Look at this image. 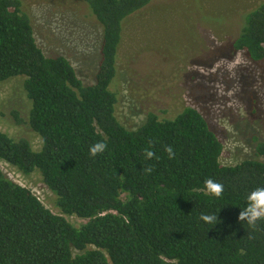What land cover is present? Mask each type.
Listing matches in <instances>:
<instances>
[{"label": "trees", "instance_id": "trees-1", "mask_svg": "<svg viewBox=\"0 0 264 264\" xmlns=\"http://www.w3.org/2000/svg\"><path fill=\"white\" fill-rule=\"evenodd\" d=\"M80 1L103 27L92 85L67 58L44 54L21 0H0V83L25 78V122L40 138L35 149L0 130V160L39 172L58 210L0 168V264H264V220H239L247 196L264 188V141L255 158L225 166L224 145L195 108L121 124L111 86L124 24L153 0ZM234 49L264 62V3L245 17ZM97 142L107 148L93 157ZM207 179L223 185L220 197L206 192ZM213 214L217 225L201 219Z\"/></svg>", "mask_w": 264, "mask_h": 264}, {"label": "rangeland", "instance_id": "rangeland-1", "mask_svg": "<svg viewBox=\"0 0 264 264\" xmlns=\"http://www.w3.org/2000/svg\"><path fill=\"white\" fill-rule=\"evenodd\" d=\"M21 1L44 54L67 58L85 85L94 84L103 27L90 8L80 0ZM263 3L153 0L130 16L124 24L111 86L118 98L120 123L135 129L151 114L173 119L195 108L224 145L223 165L255 158L256 146L264 141V62L235 50L234 42L245 17ZM24 83V77L0 83V130L26 138L38 149L40 138L26 123L32 103ZM0 168L58 212L56 196L39 172L23 175L2 160ZM69 220L76 226L85 223L77 217Z\"/></svg>", "mask_w": 264, "mask_h": 264}, {"label": "clouds", "instance_id": "clouds-1", "mask_svg": "<svg viewBox=\"0 0 264 264\" xmlns=\"http://www.w3.org/2000/svg\"><path fill=\"white\" fill-rule=\"evenodd\" d=\"M107 148V144L104 142H97L90 146L89 153L95 157L97 154L103 153ZM169 158L173 157V151L171 147L167 148ZM153 157V152L147 151L146 158L150 159ZM147 171H150L148 169ZM206 192L220 197L223 192V185L215 182L212 179H207L205 182ZM201 219L210 225H217L218 220L216 215H202ZM240 221H246L248 225L254 226L257 221L264 220V188H258L252 191L247 196V206L241 211L239 215Z\"/></svg>", "mask_w": 264, "mask_h": 264}]
</instances>
